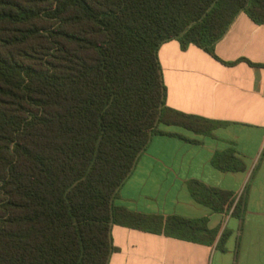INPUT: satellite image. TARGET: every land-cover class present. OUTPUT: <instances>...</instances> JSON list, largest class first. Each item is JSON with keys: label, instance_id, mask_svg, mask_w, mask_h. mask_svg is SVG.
I'll list each match as a JSON object with an SVG mask.
<instances>
[{"label": "trees", "instance_id": "16d2710c", "mask_svg": "<svg viewBox=\"0 0 264 264\" xmlns=\"http://www.w3.org/2000/svg\"><path fill=\"white\" fill-rule=\"evenodd\" d=\"M242 12L264 25V0H0V264H108L114 224L213 242L206 218L114 202L153 136L168 134L162 125L203 135L219 126L167 106L161 45L217 58ZM213 165L246 168L232 152ZM190 189L216 212L231 202Z\"/></svg>", "mask_w": 264, "mask_h": 264}, {"label": "crops", "instance_id": "0c3cea01", "mask_svg": "<svg viewBox=\"0 0 264 264\" xmlns=\"http://www.w3.org/2000/svg\"><path fill=\"white\" fill-rule=\"evenodd\" d=\"M215 53L178 40L161 45L167 106L219 126L203 135L162 125L168 134L153 136L114 202L146 216L206 218L213 242L114 224L108 264H264V25L240 13ZM225 152L245 170L217 169L213 159ZM192 182L231 193V202L222 212L198 203Z\"/></svg>", "mask_w": 264, "mask_h": 264}]
</instances>
